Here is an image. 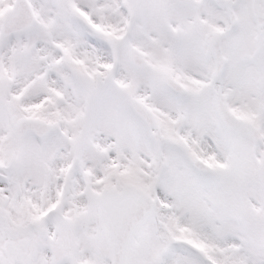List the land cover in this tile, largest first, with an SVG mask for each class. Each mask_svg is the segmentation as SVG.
I'll return each instance as SVG.
<instances>
[{"label": "snow or ice", "instance_id": "obj_1", "mask_svg": "<svg viewBox=\"0 0 264 264\" xmlns=\"http://www.w3.org/2000/svg\"><path fill=\"white\" fill-rule=\"evenodd\" d=\"M0 264H264V0H0Z\"/></svg>", "mask_w": 264, "mask_h": 264}]
</instances>
